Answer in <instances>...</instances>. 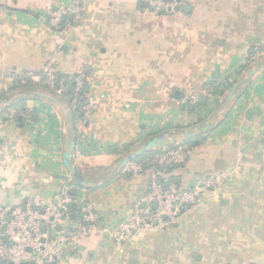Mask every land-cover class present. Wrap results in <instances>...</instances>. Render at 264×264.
Returning a JSON list of instances; mask_svg holds the SVG:
<instances>
[{"label":"crops","instance_id":"0c3cea01","mask_svg":"<svg viewBox=\"0 0 264 264\" xmlns=\"http://www.w3.org/2000/svg\"><path fill=\"white\" fill-rule=\"evenodd\" d=\"M148 1L83 0L81 25L67 19L55 28L47 12L72 0H0V116L12 103L26 106L0 125V212L56 209L62 184H72L63 154L74 141L72 161L86 182L72 185L75 200L97 218L88 234L76 214L54 230L41 226L42 240L56 243V264H264V59L244 62L264 44V0H181L169 14L152 12ZM50 59L68 80L86 78L95 108L83 136L67 99L38 83ZM27 73L33 86L19 85ZM214 84L221 87L209 94ZM162 133L172 136L146 160L187 149L169 187L228 177L174 225L116 244L110 230L129 220L152 174L124 175L118 166ZM30 253L22 264H52Z\"/></svg>","mask_w":264,"mask_h":264},{"label":"built area","instance_id":"2783aa9c","mask_svg":"<svg viewBox=\"0 0 264 264\" xmlns=\"http://www.w3.org/2000/svg\"><path fill=\"white\" fill-rule=\"evenodd\" d=\"M149 8L154 13H173L181 5V0H149ZM69 19L73 26H79L83 22V0H72L64 7L52 9L47 12L49 25L55 28L61 27ZM264 59V44L254 49L245 59V66ZM54 59L37 74L38 83L52 93L63 95L67 87L62 79H57L54 67ZM35 75L27 73L20 79V84L25 80H31ZM85 77L77 75L72 79L73 88L70 97V110L76 118L73 120L74 129L77 135L83 136L86 121L89 114L95 108L88 95L84 92ZM81 113V117H78ZM18 115H24L20 110L11 109L0 116V125L15 119ZM187 149L170 150L154 157L150 164L157 166H174L185 162ZM142 170L138 163H127L122 166L120 173L136 175ZM231 176V174H230ZM228 177V174L220 173L215 176L205 177L198 181L189 190H178L169 187L166 180L162 182L158 173L152 170L149 191L147 195L137 200L131 209L129 220L120 223L110 230L111 237L116 244H122L134 234L152 230L155 227H167L174 225L178 217L185 210L195 207L208 193H215L219 186ZM75 188L69 182H64L57 198L56 209L39 210L28 205L14 208L9 214L0 212V264H22L31 257L34 251L37 257L44 256L47 261L56 264L57 250L56 243L49 247L45 241L42 242L40 233L41 226L51 230L60 226L70 214L68 206L78 201L72 199L71 193ZM80 225L83 234L90 233L97 216L92 213L87 205L81 207ZM103 232L109 229L103 228Z\"/></svg>","mask_w":264,"mask_h":264},{"label":"water","instance_id":"95a60500","mask_svg":"<svg viewBox=\"0 0 264 264\" xmlns=\"http://www.w3.org/2000/svg\"><path fill=\"white\" fill-rule=\"evenodd\" d=\"M177 10H179V7L176 8ZM254 73H256V69L250 71L248 73V76L246 79L241 80L239 83H237L233 89L230 91L228 97H227V101L231 100V99H235V97L238 95V87L243 84L245 81H249L252 76L254 75ZM36 97H39L41 99H45L48 101H52L55 102V99L52 96H49L47 94H33ZM6 102V100L2 101ZM180 133H184V131H179ZM171 135V134H159L156 137H153L151 139H149L140 149L133 151L132 153L128 154L127 156H125L123 158V160L121 161L120 165L118 166L117 172H119L122 168V166H124L125 164L131 162L133 159H135L136 157L142 156L143 154H145L146 152H148L149 150L153 149L154 147L164 143L166 141V138ZM172 136V135H171ZM75 147V143L74 141H72L70 143V147L69 149L63 154V166L66 170V172L68 173V175L71 177L72 182L75 185L78 186H84L86 185V182L83 179L82 173L81 171L74 166L73 161H72V153ZM116 172V173H117ZM45 226L42 227V231L45 230ZM43 242V240H42ZM4 264V263H3Z\"/></svg>","mask_w":264,"mask_h":264},{"label":"trees","instance_id":"16d2710c","mask_svg":"<svg viewBox=\"0 0 264 264\" xmlns=\"http://www.w3.org/2000/svg\"><path fill=\"white\" fill-rule=\"evenodd\" d=\"M55 74H56L57 79H59V80L62 79L64 81V84L67 87V91H66V93H64L61 96L63 98H66L67 101L70 104V97L72 95V88H73L72 79L71 80H68L67 77L62 76V75L58 74L57 72ZM18 83H19V85L24 86V87L33 86V83L30 80H28V79L25 80V84H23V85L20 84L19 79H18ZM220 87H221L220 85L214 84L213 86L210 87L211 89L209 91H207V92L209 94L210 93H215L216 94L217 93V90ZM42 88L44 90H46L48 93H50V94H56V93L50 92L48 89H46L44 87H42ZM84 92H86V83L85 82H84ZM10 109L20 110L21 112H25L26 111V106H25L24 101H18V102L12 103L10 105ZM71 116H72L73 120L76 118V116H75V114H74L73 111L71 112ZM78 117H81V113H78ZM87 124H88V121H86V125ZM148 154L149 153L147 152V153L143 154L142 156L136 157L132 162H135V163L140 164L142 166V170H145L147 168L152 169V170H155V172H157L158 175H159V177L161 178L162 182H164L166 179H168V177H167L168 176V173L171 170H173L177 165H174V166H157V165L150 164L151 162H148V160L145 159ZM72 185L76 186L78 189L81 188L80 186L75 185L73 182H72ZM71 197H72V199H76V197H77L76 193L73 192L71 194ZM68 212L70 214L69 218H73L75 216V214H76V216L80 217V214H81L80 213L81 212V204L80 203H76V204L69 205L68 206Z\"/></svg>","mask_w":264,"mask_h":264}]
</instances>
